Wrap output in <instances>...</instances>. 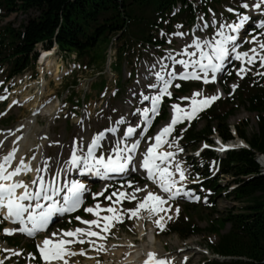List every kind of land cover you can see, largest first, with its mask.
<instances>
[{
  "label": "snow or ice",
  "instance_id": "obj_1",
  "mask_svg": "<svg viewBox=\"0 0 264 264\" xmlns=\"http://www.w3.org/2000/svg\"><path fill=\"white\" fill-rule=\"evenodd\" d=\"M241 8H255L257 11H264V0H256L255 3L249 4L247 0H241ZM229 11H236L229 9ZM250 20V15L238 14V22L221 23L216 28L211 37L196 36L192 33L190 43H185L183 48L175 55L169 53L167 59L170 63H160V70L151 73L154 75L156 82L147 83V88L155 90V94L148 95L141 92L140 98L142 107L135 113L143 124L129 125L122 131V136L115 143L111 142V137H106V133L115 132V128H106L98 131L83 148L79 145L80 137H77L78 143L70 149V156L67 160L61 159L60 164L66 167H57L54 175L46 178L43 173H51L52 166L48 163L53 158L45 157L41 165L32 168L30 163H26L24 158L13 165L16 159V149L3 155L0 162V211H3V220L10 222L12 227L3 229L5 235L15 233L24 234L28 238H35L41 231H47L49 226L54 222V217L71 214L78 210L92 214L95 218L83 219L76 215L75 219L87 227H76L74 229H61L46 235L36 244L39 258L44 264H70L69 257L76 255H86L83 248L79 252L73 251L70 247L76 243H87L90 248L96 251L103 250V244L99 241L105 240L107 234H110V227L115 223H121L127 214L128 219L140 218L143 213L145 218L151 219L158 213H167L172 209L169 201L183 196L190 199H199L184 187V182L188 180L185 169L182 168L181 162L173 163L176 159L175 151H160L162 145L168 148H179L175 140L171 139L175 126L187 120L189 123L196 117L198 112L211 106L212 102L219 98V91L213 95H202L200 91H194L190 97H179L178 100L190 101L186 106L181 103H172V115L168 123L162 126L154 137L149 136L146 150L140 152L141 140L136 138L143 136L149 123L153 118L160 114L159 105L165 97L172 98L173 93L170 87L176 79L202 81L205 84L217 82L218 75L227 72V66L233 61H239L240 67L236 69V75L243 76L251 71L248 65H255L259 61V67L264 68V31L252 29L250 36H242L241 30L245 22ZM177 27H181L178 25ZM209 25L205 23L203 29ZM257 28L264 29V21ZM174 36L183 37V32L173 33ZM170 42V41H169ZM244 43L251 45L246 51L240 48ZM164 58L162 57L161 60ZM159 63V62H158ZM176 65H180L178 69ZM156 68V65H152ZM190 69V71H189ZM227 74L231 75L230 72ZM264 75V73H257ZM177 88L179 84L175 85ZM235 90L237 85L233 84ZM199 97V99H198ZM6 97H0L5 99ZM150 101L149 106H143V102ZM17 101L13 100L12 104ZM11 107V105H10ZM116 124L124 123V118L114 121ZM137 128L141 131L138 133ZM183 132V129H181ZM107 139L108 143H105ZM177 140L179 139L176 138ZM5 147L4 141L0 140V148ZM204 147H208L207 144ZM223 150V149H221ZM200 153L197 152V155ZM139 158V163L137 159ZM35 159V156L32 157ZM147 172V179L156 183L159 192H154L145 184L143 187L128 179L122 182L130 188L131 194L124 190H114L110 195H106L108 189L92 193L93 199L102 196L110 203L102 206L96 201L93 206L83 207L85 193L88 191L84 182L80 180H62L64 172L75 169L83 174H95L97 177L104 179L110 178L113 174L124 175L133 171L139 172L140 169ZM34 172V178L30 182L22 179H16L21 174ZM136 193H141L137 197ZM146 193V194H144ZM113 197H116L114 200ZM136 201L134 208H123V202ZM206 200V198H205ZM119 204L120 208L115 205ZM179 212V207H176ZM164 215L154 222L157 226L163 227L162 221ZM168 219H171L168 216ZM96 229H99L98 231ZM95 238V239H93ZM28 256L35 259L34 253H28ZM156 254L147 253V259L144 264H167L165 259H156ZM0 264H3L0 261ZM99 264V261H97Z\"/></svg>",
  "mask_w": 264,
  "mask_h": 264
},
{
  "label": "rangeland",
  "instance_id": "obj_2",
  "mask_svg": "<svg viewBox=\"0 0 264 264\" xmlns=\"http://www.w3.org/2000/svg\"><path fill=\"white\" fill-rule=\"evenodd\" d=\"M247 2L249 4H252L255 3L256 0H247ZM240 5L241 0H228L219 3L217 6V10L215 12L211 11L209 18L204 20L205 22H203L202 19L199 22V24H201L202 26L207 23L209 25L207 29L199 30L193 28L194 31L191 32L190 30L188 32L187 30L189 29L190 25L184 22L171 26L172 30L166 36L168 47H163V51H158L156 49H151L150 51L147 50L146 52H144L143 57L134 55L132 57L133 62L131 65H127L126 63L124 64L122 74L114 73L113 70H110L108 65L105 68L104 64L106 60L104 59L101 61L98 57H96V60L94 62L95 65H88L87 67L82 66L80 67V69L76 68L70 73V75L63 74V78L61 75L59 79H52L51 75H47L46 78L50 79V83L48 80L44 81V85L46 86L47 82L49 83V86L47 85L48 87L45 88L44 95H42V97L40 98L41 100H46V98L52 99L55 94H57L61 98H66L70 95V93H72V90H74V93L77 94L76 97L79 98L83 97L84 94H88L87 97H90V100L92 102L88 104L89 109L86 114L82 115V119L79 122H76V119H74V117H72L69 112H62L61 115H57L53 118L36 115V118H33V121H30L28 125L22 127V122L29 120L32 116L30 110L31 106L33 105L32 100L34 98H37V95H40L39 93L41 91V88L40 86L39 88H37V85H41V77L38 78L37 72L33 68L28 69L20 76L12 78L7 82V80L5 79L6 75L2 72L3 69H0V94H7L9 96V100L13 99L15 101L21 99L22 92H27V94L33 96V98H30L29 101H26L28 102V106L16 103L14 104V106L8 109L6 108L7 102L0 104V128L3 131L2 135H9L8 132L12 131L14 133L11 138L21 136H23V138L26 137L25 139H23V142L20 139L21 141L17 143V147L21 146V148L24 149L22 157L30 161L34 166L36 165V158L32 159V157L38 155L37 151L40 150L38 148H40V143H42L45 151L47 152V157L53 158L51 161H48V163L52 166V171L54 169H57L60 164L59 161H61V159H68V157L70 156V149L73 148L72 144L74 143V145H76L78 143L77 137L81 138L79 140V145L81 148H83L87 143L91 141L92 137L98 131L106 127L110 122L116 119L119 120L121 117H123L124 125H122L118 129L116 135L111 136V142L115 143V140L117 139L116 136L118 137L127 127V102L130 101L134 103V105H132L130 109L131 111L132 109L141 106L138 105V103L141 102V92H144L148 95H153L155 93L153 90L147 88V83L152 82V80H149L148 77L151 73L154 72V70H160V63H170V61L167 59L169 53L176 54L183 48L185 43H190L193 38V32H195L196 36L211 37L219 24L225 22L231 23L237 18L238 10L242 9ZM229 9H235L236 11H229ZM29 14L32 16L34 15L32 11L29 12ZM28 16L29 15L15 12L5 14V12L0 9V25L4 24L6 21H12L17 26L19 23L25 22ZM165 23H167V21H165ZM199 24L197 23V25ZM178 25H181V27H177ZM175 32H183L186 35L183 37L172 35ZM249 47H251L250 44L244 43L241 48L248 49ZM101 49L102 48L100 47L95 49V54L97 56L101 55ZM109 52L111 53L112 59H108V61H113L115 46H112L111 51L108 48L107 53ZM162 57L164 58L163 60H161ZM78 61L81 64H85L87 59H80ZM60 63H62V60L60 61ZM154 63H156V68L153 69L152 65ZM256 70L257 68L254 69V71ZM262 70H264V68ZM237 77L238 80L241 78L240 76ZM73 78L77 80V84L75 86H72L73 84L71 81L73 80ZM223 78V75H221L219 79ZM237 82H230L228 85L232 86L233 84H235L240 88L242 80ZM28 83L31 85H29ZM192 83H194L195 86L191 84V89L187 97H190L194 91H200L202 95H213L216 93V90L219 86L211 82H209L208 84H205L202 81H196ZM118 85L120 87L119 89L117 88ZM175 85L176 84H174L173 87H176ZM25 86L26 89H24ZM235 89H237V87ZM36 91H39V93ZM231 92L235 93V90H231ZM96 94H99V96H96ZM224 98L225 96L223 95L221 97V100ZM172 103H181L183 106H186L190 103V101L181 102L178 99L176 101H171L168 104V112L171 108L170 106ZM235 103L236 102L234 99L232 101V104L235 105ZM147 104L148 103L143 102V105L146 106ZM28 107H30V109ZM168 120L169 117L165 121L159 123L154 132L147 133L143 137L140 145V152L146 150V145L149 143L147 137H154L157 131L166 123H168ZM241 121L247 123V134L255 131V114L247 111L243 106H239L236 112L228 118V123L230 124L231 129L234 124L239 122V125L242 127ZM136 122H139L138 117L136 118ZM203 124L204 122L200 121L197 124V127H202ZM174 132L172 133L171 139L175 140L179 148H183V151H178L176 148H168L166 145L161 147V149L159 150L176 152V159L173 161V163L181 162V166L185 169V173L188 176V180L184 182V186L188 187L193 196H198L199 199L197 200L190 199L189 197H181L174 202L172 209L167 213V215L158 213L156 215H153L151 219L145 218L143 213L141 214L140 218L134 217L132 219H128L127 214H125L124 221L121 223H115L114 226L110 227V234H107L105 240L99 241L100 244H103L104 248L100 251H94V253L96 254L95 258H90L87 255H83L76 257V260L74 261L75 258L73 257L70 260V264L75 262L80 264H88L89 262L97 264V261H99V264H123V261L127 260L129 250L132 249H136L137 253H134L136 255H141L145 252H156V256H162L167 261V264H202L204 260H208L210 258V255H212V253L206 248L205 244L209 239L211 241H215L216 236H207L205 234V237L191 235L188 238H181L175 233H166V223L168 221L175 220L178 215L183 212V209H185L184 207L188 206V209H185V214L189 215L190 218H195V221L198 223V225L201 228L205 229L207 227H210L212 224L217 225L219 223V220L215 221V219H218L217 216L225 213L226 210H238L239 203L231 198L217 196L214 198L215 210H212V203H210L209 201H202V198L206 195L207 191L201 187H197V189L191 187V181L198 178V176L195 175L196 170L194 171L192 168L193 158L191 159L186 157L190 156L195 150H193L194 148H187L185 150V148L181 144V141H179V139H176L179 136H175ZM105 143H108V141H105ZM15 145L16 144L14 143V145L11 146L10 150L13 149ZM6 147H4L5 150ZM212 167L213 161H211V168ZM138 178L144 180L145 177L143 175H140L136 179ZM128 179H131L135 182L133 184V187H136L137 184L141 187L147 184L152 191H158V187L152 180H150L149 182H139L134 180L132 177H128L126 180ZM228 179V177H222L220 181L223 184ZM121 185L122 182H119L117 184L111 183L92 188V191L93 193L100 192L102 188L107 187L108 191L106 195H110L114 190H124L131 194L132 190L128 188L126 184H124L123 189L121 188ZM90 195L91 192L88 193L85 198L84 207L93 206L96 201H99L102 206H107L110 203L102 196L96 197V200L90 199ZM136 195L138 198L142 196L141 193H136ZM113 199L115 200L116 197H113ZM135 206L136 201L129 202L127 200H124L123 202V208L125 209L134 208ZM177 206L179 207L178 213L175 210ZM115 207L120 208V205L117 204L115 205ZM82 212L83 213L80 212V214L84 215L86 219L95 218L92 214L86 213L84 211ZM161 215H164V220L161 222L163 225L162 228L160 226H157L154 222L156 219H159ZM168 216H170L171 219H168ZM138 219L144 221V231H139L140 223H138ZM75 221H77L75 219V216L66 218L65 220H58V222H56V224L53 225L46 234L40 235L35 241L38 242L40 239L42 240L46 235H51L52 232H57L61 229H74L76 228V226H74ZM82 226L83 225L79 222L78 227ZM228 228L229 226L227 224L222 229H220V232H226ZM96 230L98 231L99 229ZM152 232L154 238L152 237ZM29 242V239H25L21 236H16L14 240L11 239L10 242L7 243L0 235V261H2L3 264H44V262L39 258L38 255L36 256V260L28 256V253H31L27 251ZM123 243H126L128 245V248L123 250L120 255L117 253L107 255L108 251L111 252L110 248L112 246L121 247L122 245L120 244ZM127 250L128 252H126Z\"/></svg>",
  "mask_w": 264,
  "mask_h": 264
},
{
  "label": "trees",
  "instance_id": "obj_3",
  "mask_svg": "<svg viewBox=\"0 0 264 264\" xmlns=\"http://www.w3.org/2000/svg\"><path fill=\"white\" fill-rule=\"evenodd\" d=\"M222 1L227 0H0L5 14L20 12L29 15L25 22L14 26L12 21L0 25V68L13 77L33 66L39 49L57 44L61 51L75 53L78 59L94 64L96 57L105 59L110 43H116V59L112 69L122 73L124 63L130 64L150 48L165 45L159 31L169 32L179 22L195 23L199 12L208 17ZM34 15H30L29 12ZM167 21V23H165ZM101 49V55L95 49ZM233 74L226 77L230 80ZM223 81L225 84L226 81ZM187 86L176 89L179 95ZM232 98L218 102L195 119L184 132L187 146L196 148L201 142L212 143L217 133L224 140L233 139L228 118L239 106L255 114V131L247 134V123L234 125L237 136L249 148L239 147L218 157V172L229 179L222 184L218 176L206 178L204 185L214 197H227L239 203L238 210L218 215L217 225L201 228L194 218L181 217L170 225V232L181 238L191 235H214L206 241L212 253L231 257L229 260H207L204 264H264V168L257 155L264 156V76L245 79ZM203 121L202 127L197 124ZM202 161L195 165L198 173L208 175V163L217 158L210 149L201 151ZM234 185L229 190V187ZM215 210V205L211 208ZM226 232L221 233L225 225ZM206 234V235H205Z\"/></svg>",
  "mask_w": 264,
  "mask_h": 264
},
{
  "label": "bare ground",
  "instance_id": "obj_4",
  "mask_svg": "<svg viewBox=\"0 0 264 264\" xmlns=\"http://www.w3.org/2000/svg\"><path fill=\"white\" fill-rule=\"evenodd\" d=\"M51 53H46V54H44L43 56L45 57V58H41L40 59V61L42 62V64H45V68H43V70L41 71L42 73H43V71H50L51 70V78L52 79H56V78H58L59 77V65L56 63V61H55V59L54 58H49V59H47V61H46V58H48V56L50 55ZM50 73V72H49ZM42 86H44V87H47V85L49 84V83H47L46 82V86L44 85V81H46V80H48V81H50L49 79H46L45 78V76L42 74ZM29 84V83H28ZM27 85V84H26ZM29 85H31V84H29ZM24 89H26V86L24 87ZM217 91H219V89L217 90ZM217 91H216V93H217ZM36 92H38L39 93V91H36ZM43 92L41 91L40 92V94H42ZM215 93V94H216ZM220 93V92H219ZM30 98H33V96L32 95H29V94H27V92H22L21 93V99H20V103H23V105L24 106H28L27 105V103L28 102H26V101H29V99ZM39 100H38V97L37 98H34L33 100H32V106H31V109H30V107H28L30 110H34V109H38L39 110V112H40V115H46V116H49V115H51L54 111H55V109L58 107V103H47L46 105H45V103L43 104V103H41L40 104V101L38 102ZM171 115H172V109H170V119H171ZM126 117H128V115L126 114ZM170 119H169V121H170ZM78 120V119H77ZM30 121H33V118L31 117L29 120H26V121H23L22 122V124H23V126L22 127H24V126H26V125H28L29 124V122ZM168 121V122H169ZM11 132V133H10ZM13 135V132L12 131H9V135H0V140H3L4 141V144H5V146H13L14 145V143L16 144L15 146H17L18 144V142H15V140H14V137H12L11 138V136ZM17 135V134H16ZM4 136V137H3ZM26 138V137H25ZM24 138V139H25ZM21 139H22V137H21ZM27 141V140H26ZM23 142V141H22ZM21 142V143H22ZM19 145H21V144H19ZM75 145H74V143L72 144V147H74ZM38 149H40L39 151H38V155H37V157H38V163H37V165L38 166H40L41 165V163H42V161H44V157H45V152H44V150H42V144H40V148H38ZM3 150H5V148L3 147V148H0V153L3 151ZM12 150V149H11ZM11 150H9V151H11ZM24 149L22 148V149H19V150H17L16 151V154H18V155H20L21 153H22V151H23ZM8 151V152H9ZM7 153H5L4 155H6ZM1 156V161L0 162H2V158H3V155H0ZM18 158L19 157H16V160H18ZM36 161V160H35ZM26 162V161H25ZM26 163H30V162H26ZM38 166H35V168L36 167H38ZM60 166H63V167H66V166H64V165H62V164H59V166L58 167H60ZM34 167H33V169H35ZM32 175H33V177H34V175H35V173L34 172H30ZM23 174H21V176H22ZM45 176V175H44ZM85 184H89V182H85ZM138 223H140V228H139V231L141 232V231H144V221H142V220H140V219H138ZM83 227H87L86 225H83ZM153 240V239H152ZM154 243V242H153ZM112 245V244H111ZM120 245H122L121 247H111L110 248V250H111V252L110 251H108L107 252V255L109 254V255H112V254H114V253H117V254H119L120 255V253L123 251V250H125L126 248H128V245L126 244V243H123V244H120ZM125 246H127V247H125ZM126 252H128V250L126 251ZM136 252V249H132V250H129V254H128V256H127V260L126 261H123V264H133V263H135V262H139V264H144V262H145V260L148 258L147 257V253H149V252H145L144 254H141V255H136V254H134ZM137 253V252H136ZM153 253H155L156 255H157V253L156 252H153ZM139 254V253H138ZM155 258L156 259H164L162 256H155ZM90 264V263H89ZM91 264H93V263H91ZM114 264H117V263H114Z\"/></svg>",
  "mask_w": 264,
  "mask_h": 264
}]
</instances>
